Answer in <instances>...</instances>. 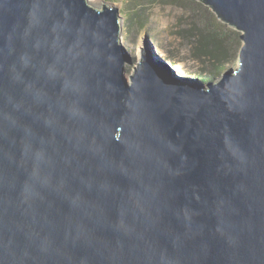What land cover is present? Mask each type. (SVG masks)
Returning <instances> with one entry per match:
<instances>
[{
  "label": "water",
  "instance_id": "95a60500",
  "mask_svg": "<svg viewBox=\"0 0 264 264\" xmlns=\"http://www.w3.org/2000/svg\"><path fill=\"white\" fill-rule=\"evenodd\" d=\"M237 67L181 77L115 7L0 0V264H264V0H195Z\"/></svg>",
  "mask_w": 264,
  "mask_h": 264
},
{
  "label": "trees",
  "instance_id": "16d2710c",
  "mask_svg": "<svg viewBox=\"0 0 264 264\" xmlns=\"http://www.w3.org/2000/svg\"><path fill=\"white\" fill-rule=\"evenodd\" d=\"M119 1V0H118ZM130 26L145 27L141 12L145 6H173L181 11L172 26L178 45H186L190 59L200 65L194 77L207 80L220 74L237 57L240 33L219 21L211 10L195 0H123ZM168 59L178 58L179 50L165 51Z\"/></svg>",
  "mask_w": 264,
  "mask_h": 264
},
{
  "label": "rangeland",
  "instance_id": "374dc122",
  "mask_svg": "<svg viewBox=\"0 0 264 264\" xmlns=\"http://www.w3.org/2000/svg\"><path fill=\"white\" fill-rule=\"evenodd\" d=\"M88 2L95 7H101L105 4L109 7H115L118 10V15L121 18L120 43L132 59L131 64H127L124 69L126 78L134 72V68L141 57L140 51H142L144 40L157 62H164L168 67L172 68L174 73L181 77L196 78L193 72L200 69V65L190 59L188 47L186 45L180 47L178 41L172 36V26L176 22V17L181 13L179 9L169 5L145 6L144 11L141 12L145 27L143 30H140L139 27L129 25L128 14L126 13L128 7L125 1L88 0ZM177 49L179 50V59H168L165 51H174ZM237 58L238 55L223 71L228 68L234 69L237 67Z\"/></svg>",
  "mask_w": 264,
  "mask_h": 264
},
{
  "label": "flooded vegetation",
  "instance_id": "af4514ba",
  "mask_svg": "<svg viewBox=\"0 0 264 264\" xmlns=\"http://www.w3.org/2000/svg\"><path fill=\"white\" fill-rule=\"evenodd\" d=\"M224 69V68H223Z\"/></svg>",
  "mask_w": 264,
  "mask_h": 264
}]
</instances>
